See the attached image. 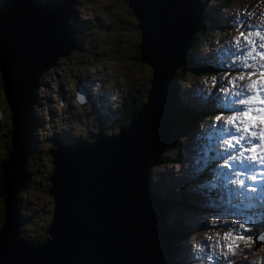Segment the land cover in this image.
Returning a JSON list of instances; mask_svg holds the SVG:
<instances>
[{
  "label": "water",
  "instance_id": "1",
  "mask_svg": "<svg viewBox=\"0 0 264 264\" xmlns=\"http://www.w3.org/2000/svg\"><path fill=\"white\" fill-rule=\"evenodd\" d=\"M74 1L0 0V73L13 113L11 149L1 167L7 196L0 264H169L176 236L164 226L168 203L152 192L150 176L171 135L173 77L185 65L201 0H127L140 30L141 61L152 71L147 102L118 134L53 142L46 239H17L16 200L31 177L36 90L42 75L75 48Z\"/></svg>",
  "mask_w": 264,
  "mask_h": 264
},
{
  "label": "rangeland",
  "instance_id": "2",
  "mask_svg": "<svg viewBox=\"0 0 264 264\" xmlns=\"http://www.w3.org/2000/svg\"><path fill=\"white\" fill-rule=\"evenodd\" d=\"M248 3H258L264 9V0H203L204 10H201L197 30L203 17L207 20L213 17L215 22L219 23L222 6L227 5L231 10L239 9ZM71 8L72 26L76 34L82 38L80 45L73 49L67 58L58 60L52 69L42 75V82L37 89V99L33 105L32 120L35 117L36 123L31 131V144L35 152L33 157L30 156L28 163L31 177L18 194V198L21 199L20 210L24 213L20 215L22 221L20 232L23 225L22 233L27 236L44 234L52 217L53 199L48 194L47 188L50 186L49 177L53 164L47 150L53 146V142L80 135L90 140L93 134L115 133L120 121L113 119L114 115L110 113H102L101 105L106 103L110 110H116L122 99L121 105L127 107L124 94L126 87L131 86V83L134 87V96L143 103L147 102L146 96L152 72L148 64L135 59L138 54L136 46L138 47L140 41V30L136 18L128 8L127 0H75ZM214 19H211L197 53L198 56L201 55L205 47L203 53H206V57H200L208 58L212 65L215 59L211 50L221 46L222 40L232 32L227 29H231V26L223 27L222 32L219 28H214ZM112 36L115 41L111 40ZM206 69L194 70L190 73L184 70L177 73V75L182 73L181 86L176 92L179 95L178 103H183L185 111L181 116L183 119L189 117L188 113H191L190 109L193 106H197V101L200 99L198 92L206 89L205 94L211 96V78ZM78 78L85 84V88L82 89L87 90V101L84 105L79 104L76 99ZM3 85L0 73V116L3 115V118L7 119L8 113L11 112L5 99ZM79 114L81 116H78ZM212 115L209 112H201L195 119L204 125ZM194 123L191 122L193 141L188 142L186 138H180L173 144L172 149L167 147L150 176L158 197L167 199L168 201H165L170 203L165 219L172 226L175 224V227L168 228L176 232V235L183 233L179 234L181 236L178 235L174 242L179 244L182 238L186 239L184 246L175 248L174 264L186 263L183 248L187 249L191 264H201L203 262L201 255L199 260H195L193 252L200 248L202 239H208L207 231L214 233L220 227L219 222L211 220L210 211L197 208L214 206V200L206 194L193 195L194 191L206 188L201 181L194 179L199 166L198 158L203 153L198 150L200 145L197 141L201 126L198 122ZM213 124L221 126L219 121H208L209 126ZM221 135L226 137L229 134L225 132ZM200 169H203L202 165ZM169 185L173 188L168 192ZM2 221L0 212V224ZM203 224L204 227L191 236H185L190 233L187 232L188 227L193 228ZM263 231L264 225L253 230L249 238L242 241L237 252L230 255V264H242L243 259L246 263L248 261V264H258L255 256L264 251V243L259 240V234ZM20 232L17 239L21 241L24 239L20 237ZM169 262H172V256Z\"/></svg>",
  "mask_w": 264,
  "mask_h": 264
},
{
  "label": "trees",
  "instance_id": "3",
  "mask_svg": "<svg viewBox=\"0 0 264 264\" xmlns=\"http://www.w3.org/2000/svg\"><path fill=\"white\" fill-rule=\"evenodd\" d=\"M211 19L213 20L214 18L212 17V18H210V20H207V19H205L203 17L201 19V22H200V28L191 37V39H190V45L191 46L188 49L187 62L185 63V65L183 67L179 68L175 72L174 77H173V84H172L173 90H177V88L180 87V83L182 82V79H181L182 77L180 76L182 73L177 75V73L179 71H184L185 70L186 73H190V72L196 70V65L193 62L192 55H193V52L196 50V48L202 45L203 36L208 30V27H209V25L211 23ZM214 24H215V21H214ZM76 37H77V40H75V48L74 49H76L80 45V40L82 39L81 36L78 37L76 35ZM111 40L115 41L114 36H112ZM137 49H138V54H136V56H135L136 60L142 62L141 58H140L139 47L136 46V50ZM72 50L69 52V54L67 56L61 57V58H67L70 55V53L72 52ZM61 58H59V60H61ZM133 93H134V87L132 86V83H131V86H127L126 87V91H125V94H124V98H126L128 106L125 107L124 104L122 106L121 105V100L122 99H121L119 101L118 108L115 110V112L113 114L114 117L117 120L120 121L119 127H121V125H127L128 124V119L130 118V116L133 113H135V111H137L141 107V105L143 103L142 100L141 99H137L134 96ZM126 94H127V96H126ZM172 103L175 104L176 115H175V127L170 129L169 134H171V135H170L169 141L167 143V147L170 148V149H172L173 144L177 140H179L181 138L180 134L184 135L185 137L188 136L189 130L191 128L190 126H192V124H189V123L196 122V121L193 122V118L192 117H187L186 119H183V118L179 117L180 108L177 106V97H176V95H174L172 97L171 104ZM9 109H10V107H9ZM10 112L11 113H8L9 115L7 116V119L10 120V122H7L8 120L3 118V115L0 116V198H1V201H2V202L0 201V203H1L0 212L2 213V219H3L2 223L0 224V227L4 223L5 208H6L4 206V201L6 200L7 191H6V187H5L4 183H3V170H2L1 167L4 164V162L8 159V157H9L8 152L11 149V134H12L11 127H12V118H13V113H12L11 109H10ZM32 122L34 124L35 119H33ZM173 126H174V122H173ZM119 127H118V129H119ZM110 133H113V132H110ZM107 134H108V132H107ZM71 139L72 138L67 137V138H65L63 140H64V142H71ZM33 150H34V148H33ZM32 153L30 155L31 157H33ZM27 167H28V165H27ZM28 171H29V169H28ZM47 192H48V188H47ZM155 192L158 194L157 191H155ZM169 205H170V203H168L167 206L165 207V215H166V213H168V210L170 208ZM19 214L21 215L22 211H20ZM19 221L22 223L20 218H19ZM50 221H51V219H50ZM23 228H24V226L22 225L21 232H20V237H22L25 240L33 241L35 243H42L46 239L45 231H44L45 235L41 234V235H36V236H31V235L27 236V235H24L22 233ZM179 234L180 233H178L176 237H178ZM174 258H175V252L172 254V262L171 263H173V264H174V261H173Z\"/></svg>",
  "mask_w": 264,
  "mask_h": 264
},
{
  "label": "snow or ice",
  "instance_id": "4",
  "mask_svg": "<svg viewBox=\"0 0 264 264\" xmlns=\"http://www.w3.org/2000/svg\"><path fill=\"white\" fill-rule=\"evenodd\" d=\"M241 35H243V33ZM257 35L259 36V33H257ZM245 39H248V38L245 37ZM260 41H264V36H260ZM248 44L253 45L252 51H255L256 47H259L260 49H264V42L259 43L257 45L256 41L249 39ZM236 47H237V51L242 52V50L246 46L242 45L240 43V41H237ZM257 54L259 56H261L262 58H264V52H259ZM248 57L255 59V57L252 56L251 51L248 52ZM241 67L242 68H248L250 66L246 63V60H245L244 62L241 63ZM261 68L264 69V65H262ZM253 74L254 73L249 72V76H251ZM240 79L243 80L244 77L242 76V77H240ZM250 89H251V85H239L237 91L233 92V91L229 90L227 93V96L225 97L226 102L222 105V107H230L232 105H239L241 107L238 110H236L233 115H230L226 121H223V125L219 129H216L215 124L210 125L211 128L216 129V131L219 133H225L226 132L229 134L230 138L222 140V144L227 146L226 151L228 149L235 148L237 145H239L240 149H241L240 151H237L234 155H229L227 157V159L225 160V162L223 164V168L232 169L236 162L239 163L241 168L249 169V170L255 168L257 162H259L260 164H264V157H257L256 160H254L251 156L245 155V144H249V145L252 144L253 139H256V135H255V133H253L252 136H247L246 135L247 130L242 129V127L240 125L236 124L237 115L240 111L245 112V114L252 111L251 108H244L243 107L251 99V96L247 94ZM229 96L235 97L236 99H232V100L228 101L227 97H229ZM259 103L261 105H264V98H261ZM261 111L264 112V108H262ZM220 119H221V117L218 116L217 121H220ZM249 119L254 120L255 117L250 116ZM233 141L235 143H233ZM233 174L236 176V179L229 181L232 184L244 186L246 179L251 180L253 182H259L257 179V174H255V173L249 175L245 171H239V172H234ZM260 175L264 176V173H261ZM241 177H244V178L242 179ZM249 190L251 192L257 191V189L254 187H251ZM240 227L244 228L245 226L243 224H241ZM260 239L264 240V236H261Z\"/></svg>",
  "mask_w": 264,
  "mask_h": 264
},
{
  "label": "bare ground",
  "instance_id": "5",
  "mask_svg": "<svg viewBox=\"0 0 264 264\" xmlns=\"http://www.w3.org/2000/svg\"><path fill=\"white\" fill-rule=\"evenodd\" d=\"M203 1V0H202ZM85 91V90H84ZM85 93H86V91H85ZM175 107V106H174ZM175 110H176V107H175ZM174 110V120H175V115H176V111ZM12 130V129H11ZM189 159V158H188ZM169 174V173H168ZM199 195H204L205 193H198ZM207 195V194H206ZM212 199V198H211ZM163 200V199H162ZM164 200H167V199H164ZM20 201H21V199L20 198H18L17 197V200H16V208H15V210L17 211V212H20L21 210H20ZM212 207H214V206H198L197 208H200V209H209V208H212ZM166 223H167V221H165V223H164V226L166 227V228H168L167 226H166ZM195 225V224H194ZM202 227H204V224L203 225H199V226H195V227H193V228H190V227H188V230H187V232H190V233H188V234H186L185 236H191L193 233H195L198 229H200V228H202ZM176 229V228H175ZM177 231H179V229H176ZM171 232H173L172 230H170ZM180 232V231H179ZM174 234H175V236H177L176 235V232H173ZM180 234L182 235L183 233L182 232H180ZM181 235H179V236H181ZM261 236H264V231L262 232V233H260L259 234V240L261 241V242H263L264 243V240H262V239H260V237ZM200 244L201 245H206L207 244V241L206 240H204V239H202L201 240V242H200ZM179 249V248H178ZM196 255H197V252H194V258L196 257ZM169 264H172V263H169ZM188 264H191V262L190 263H188ZM242 264H248V261H247V263H246V260H244L243 259V262H242Z\"/></svg>",
  "mask_w": 264,
  "mask_h": 264
},
{
  "label": "clouds",
  "instance_id": "6",
  "mask_svg": "<svg viewBox=\"0 0 264 264\" xmlns=\"http://www.w3.org/2000/svg\"><path fill=\"white\" fill-rule=\"evenodd\" d=\"M70 29L73 31V36H74V35L76 34V32H75V30H74V27L72 26V23H70ZM74 38H75V37H74ZM55 65H56V64H55ZM52 68H53V67H52ZM52 68H50V69H52ZM50 69H49V70H50ZM177 70H178V69H177ZM41 82H42V77L40 78V84H41ZM149 82H150V81H149ZM39 86H40V85H39ZM37 89H38V88H37ZM36 94H37V90H36ZM76 97H77V96H76ZM167 203H168V202H167ZM166 206H167V205H166ZM22 214H24V213L22 212ZM185 240H186L185 238H182V240L179 241V244H180V245H182V244L185 245V243H184ZM173 245H174L175 248H177V247H178V248H179V247H182V246L177 245L175 242L173 243ZM182 252H183V254L185 255V251L182 250Z\"/></svg>",
  "mask_w": 264,
  "mask_h": 264
},
{
  "label": "flooded vegetation",
  "instance_id": "7",
  "mask_svg": "<svg viewBox=\"0 0 264 264\" xmlns=\"http://www.w3.org/2000/svg\"><path fill=\"white\" fill-rule=\"evenodd\" d=\"M70 23H72V18L70 19ZM76 35L79 37V35H78V34H75V35H74V37H75V40H77V37H76ZM135 59H136V57H135ZM121 126H123V125H121ZM117 131H118V130H117ZM117 131H116V132H117ZM28 162H29V160H28ZM28 162H27V165H28Z\"/></svg>",
  "mask_w": 264,
  "mask_h": 264
}]
</instances>
